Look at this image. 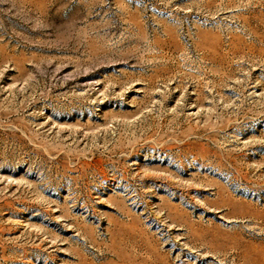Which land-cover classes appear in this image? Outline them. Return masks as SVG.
Masks as SVG:
<instances>
[{"label": "rangeland", "instance_id": "1", "mask_svg": "<svg viewBox=\"0 0 264 264\" xmlns=\"http://www.w3.org/2000/svg\"><path fill=\"white\" fill-rule=\"evenodd\" d=\"M0 264H264V0H0Z\"/></svg>", "mask_w": 264, "mask_h": 264}]
</instances>
